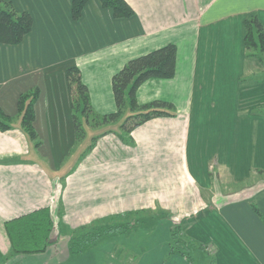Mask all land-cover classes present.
Masks as SVG:
<instances>
[{"label": "crops", "instance_id": "1", "mask_svg": "<svg viewBox=\"0 0 264 264\" xmlns=\"http://www.w3.org/2000/svg\"><path fill=\"white\" fill-rule=\"evenodd\" d=\"M7 1L28 12L33 25L19 44H0V108L11 122L0 131L2 264H46L47 255L49 264H118L106 239L63 261L50 245L41 253L13 255L4 221L45 206L57 225L53 239L59 226L70 235L77 227L107 224L103 221L118 213L159 208L175 213L157 220L145 236L116 238L139 255L132 264H190L167 255L172 221L212 252L211 262L198 255L193 264H264V182L226 191L209 176L214 169L228 185L254 169L264 170V112L255 110L264 107V79L242 80L252 59L240 53L244 45L238 41L239 19L264 9V0H127L135 12L128 19H117L98 0H88L77 21L71 17L72 0ZM180 19L198 23L174 27ZM170 42L177 45L174 77L147 80L137 97L172 102L175 117L138 126L131 146L104 139L102 146L121 151L117 156H95L104 147L94 145L84 156H73L78 142L66 70L79 68L89 94L91 83H97L94 90L105 94L96 99L112 111L114 72ZM31 88L39 90L34 140L21 128L17 108L20 94ZM171 163L166 175L159 174ZM61 213L79 223H65Z\"/></svg>", "mask_w": 264, "mask_h": 264}, {"label": "trees", "instance_id": "2", "mask_svg": "<svg viewBox=\"0 0 264 264\" xmlns=\"http://www.w3.org/2000/svg\"><path fill=\"white\" fill-rule=\"evenodd\" d=\"M87 1L72 0L71 17L73 20H77L81 16ZM98 1L103 8L111 9L113 16L117 19L129 17L134 12L133 7L127 0ZM243 24L245 50L250 56L259 57V52L264 53V28L256 16L244 20ZM32 25L33 19L28 12L18 11L10 1L0 0V44H19L31 31ZM176 56L175 44L167 43L129 59L111 77V92L115 111L104 114L93 112L88 87L82 81L79 68L75 66L68 68L66 70V80L70 93L71 115L76 140L78 141L85 134V128L77 115L78 113L83 117L86 124L91 123L98 126L116 123L128 111V115L119 124L122 128L121 131L126 133H130L136 126L152 118L162 115L172 116L174 105L170 101L154 99L146 104H139L136 92L147 79L171 78L174 76ZM38 94V88H31L20 94L17 101L21 128L31 140L37 138L33 128V120L34 103ZM10 123V117L5 115L0 108V131L11 128ZM126 124L127 127H125ZM123 141L127 142L124 138ZM35 144H38V142H35ZM91 148L92 146L88 147L89 150ZM253 208L257 212L256 207L253 206ZM120 216H125V213H121ZM166 217H168V214L162 211L159 216H151L147 220L145 218L134 220L129 218L126 220L112 219L107 224L93 226L84 232H71L68 239L69 257L75 258L82 255L101 240L110 236L128 235L130 232L136 231L141 223H152L153 221L156 223L160 218ZM56 226L50 208L47 206L6 220L3 224L13 255L44 252L56 240L52 238ZM206 248L209 247L184 235L180 224L172 221L169 226L168 256L176 254L185 258L188 263L193 264L194 258L198 255L207 257ZM3 260L4 257L0 254V262Z\"/></svg>", "mask_w": 264, "mask_h": 264}, {"label": "rangeland", "instance_id": "3", "mask_svg": "<svg viewBox=\"0 0 264 264\" xmlns=\"http://www.w3.org/2000/svg\"><path fill=\"white\" fill-rule=\"evenodd\" d=\"M255 8H257V7H255ZM259 9H260V11L258 9H254L255 10L254 12L248 13L247 15H245L243 17V19H239L238 23L241 24V29L243 31L242 35L240 36L242 38V40L244 39V34H245V29H244L243 22H244V20L251 18V16H256L257 19L259 20V22L261 23V25L264 28V19L258 18V15L256 13V12H259L262 15H264V9L261 8V7H259ZM133 11H134V9H133ZM134 13L135 12H133V14L131 16H129V17L120 18V19H128V18L132 17L134 15ZM79 18L77 20H79ZM77 20H75V21H77ZM222 22L223 21H221L220 23H222ZM175 23H177L178 25L174 26V27L181 28L182 25H184V24L192 23L194 25V24H197L198 21L197 20L193 21V20H185V19L181 20L180 19L179 21H176ZM242 40L240 41L238 39L239 43L240 42L242 43L243 42ZM170 43H173V42H170ZM174 44H175L176 49H177L176 43H174ZM242 45H244V43H242ZM243 48L244 49L240 53L242 55H244L246 58L252 59V62H251V66L249 67L250 68L249 75L246 76L245 78H243L242 80L243 81L263 80L264 79V53H260L259 52L258 53L259 57L250 56L248 54L247 50H245V47H243ZM173 77L174 76H172L171 78H150V79L169 80V79H172ZM150 79H147V80H150ZM238 79H239V81H242L240 78H238ZM245 79H247V80H245ZM147 80H145L143 83H145ZM90 86H91L90 94L92 96V98H90V103H91L93 112L98 113V114L109 113V111L111 110L112 107L106 106L105 105V101L96 99L98 96H100L102 94L104 95L105 92L104 91H99V90H94V87L99 86L97 83H95V84L91 83ZM100 88L103 89V85L102 86L100 85ZM138 89H137V91H138ZM103 90H105V88ZM109 94H110V96L112 98V105H114V109L112 111H115V104H114L113 97H112V92H111V81H110V84H109ZM136 97H137V92H136ZM145 97L146 98L148 97L147 94L145 95ZM158 99H161V98H158ZM137 100H138L139 104H146V103L152 101V100H150V101L140 102L138 97H137ZM161 100H165V99H161ZM255 110L264 112V107L263 108H258V107L256 108L255 107ZM112 111H110V112H112ZM173 111H174V114L172 116H167V115L158 116V117L152 118L150 120H147V121L143 122L140 125H143L144 123H147V122H149V121H151L153 119H157V118L175 117V114L177 112V107L174 106ZM128 113L129 112L126 111L124 113V115L122 116V118L116 123L103 124V125H98V126H95V125H93L91 123L86 124L84 122V120H83V117L80 115V113H78L77 115L80 117V120H81V122L83 124V127L85 128V134H84V136L81 139H79L77 141L78 143L76 145L74 154H72V155L73 156H84L86 154V152L89 151L88 147L89 146H93V145H94L93 148L95 146H97L96 149H102L106 145V144H104V146H102L103 143H104L103 142L104 139H106L107 137L110 138L108 140L109 142L106 141L109 144L114 141V142H118V143L121 142L123 144H127L128 146H131L132 143L134 142V140H133V130L135 128H137L138 126H136L134 129H132L130 131V133H126L124 131H121L122 128H120V126H119V124L124 120L125 116L128 115ZM128 124H129V122H128ZM125 127H127V124L125 125ZM122 137L124 139H126L127 142L123 141ZM100 139H101V141H99ZM112 139H113V141H112ZM112 147H114V148L110 149V148H108L106 146V147L103 148L104 150H96V151H98V154H95V156L96 155H101L102 156V155L105 154V155H107L109 157H112V156H117V155L121 154V151L118 152V150L115 148V146H111V148ZM171 166H172V163L171 164L162 165L161 166V170L162 171H160L159 174L166 175V171H167L166 167H171ZM209 174H210L209 176H210L211 182L214 183L216 181L215 182V184L217 186L216 188H219V189L221 188V189H224L226 191H233L234 189L238 191L241 188L247 187L249 185L256 184L258 182L259 183L264 182V170H260V169H254L252 172L248 173V177H246L244 179H240V180H238L236 182H233L231 184H228V185H223V184L220 183V181L218 179V176H217V172L214 169L211 170V172ZM200 193L202 195H204L201 188H200ZM162 211L163 210H161L159 208L153 213L145 212V211H137V212H133V213H125V216H120L121 213H118L116 215H113V218L109 219V221L105 220L103 222L104 223H109L112 219H114V220H126L127 218H129L131 220L145 218L147 220L151 216H159ZM164 211L168 214V217H171V214H175L173 212L170 213V211L169 212L166 211V210H164ZM61 216H64V218H65V215L64 214L62 215V213H61ZM168 217H166V218H168ZM76 219H77V221H75L73 217L72 218L66 217L65 218V223H79V218H76ZM160 219H164V218H160ZM58 223H60V218H58ZM154 223H155L154 221L152 223H141L136 231L130 232L128 235H119V236H122V237L126 238L129 235H131L132 233L133 234L134 233H139V235L145 236L146 235L145 234L146 230L151 229L150 227L149 228H147V227L152 225V224H154ZM92 227L93 226H91V227H89V226L77 227L75 229H71L70 232H76V233L82 232V231L84 232V231L89 230ZM68 233H69V231L67 230V228L62 229V227L59 226V228L57 229V233H56L57 235L55 236V238L57 237V239L50 244L51 251L54 252L53 254L57 255V256L56 255H54V256L57 257L60 261L67 260L68 257H69V253H68L69 234ZM116 238H118V236H110V237L106 238L107 241L109 240L107 245L110 246V249H112V251L110 252L111 260L117 262L118 264H132V262H135V260L137 259V257L139 255H136L132 251H130L129 247L127 245H125V246L123 245L122 246L121 244H119L118 240ZM126 242H128V241L127 240L123 241V243H126ZM95 246H93V247H95ZM206 251L208 252L207 253V257H208L207 259L208 260H206V261H210L211 262L212 261V258H211L212 257V253L210 254V249L209 248H206ZM135 257H136V259H134ZM44 260H46V264H49V262L52 260V258L50 257V255H47V257ZM3 262H4V260L2 262H0V264H2Z\"/></svg>", "mask_w": 264, "mask_h": 264}]
</instances>
